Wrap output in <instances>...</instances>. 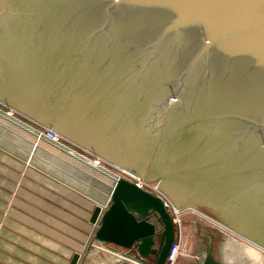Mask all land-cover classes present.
I'll use <instances>...</instances> for the list:
<instances>
[{
  "label": "water",
  "instance_id": "water-1",
  "mask_svg": "<svg viewBox=\"0 0 264 264\" xmlns=\"http://www.w3.org/2000/svg\"><path fill=\"white\" fill-rule=\"evenodd\" d=\"M0 100L264 247V0H0ZM111 174L93 243L168 264L164 197Z\"/></svg>",
  "mask_w": 264,
  "mask_h": 264
},
{
  "label": "crops",
  "instance_id": "crops-1",
  "mask_svg": "<svg viewBox=\"0 0 264 264\" xmlns=\"http://www.w3.org/2000/svg\"><path fill=\"white\" fill-rule=\"evenodd\" d=\"M0 109L22 122L12 123L0 111V264H71L76 254L79 264H130L91 248L92 214L97 204L108 203L112 187L108 179L106 194L99 196V171L92 162L100 159L76 148L88 163L74 159L50 140L38 139L27 127L28 115L1 100ZM50 147L80 162L78 167L56 173L45 159L37 160L36 153L45 157Z\"/></svg>",
  "mask_w": 264,
  "mask_h": 264
},
{
  "label": "rangeland",
  "instance_id": "rangeland-1",
  "mask_svg": "<svg viewBox=\"0 0 264 264\" xmlns=\"http://www.w3.org/2000/svg\"><path fill=\"white\" fill-rule=\"evenodd\" d=\"M19 111V110H18ZM21 112V111H20ZM23 115L24 113L21 112ZM25 116V115H24ZM31 121L32 124L36 127H38L41 131H45L48 129H51L50 127L42 124L41 122L33 119L32 117H28ZM34 122V123H33ZM53 130V129H51ZM55 131V130H54ZM57 136L59 137V140L63 142L64 144H68L78 150L88 152L89 154H92L96 158H100V164H102L104 167H106L107 170H110L112 173H116L122 178L128 179L129 176H132L134 178H138V180H143L139 178L138 176L130 173L129 171L121 168L120 166L112 163L111 161L103 158L102 156L94 153L93 151L87 149L86 147L78 144L77 142L69 139L68 137L60 134L59 132L55 131ZM37 141V138H36ZM48 149V148H47ZM49 152L51 153H46L45 152V157L42 156V152H37V160L41 161L42 159H45L49 163V167L52 168L56 173H61L60 170H66L69 169V167L76 165L78 167L80 162H75L71 157L65 158L67 154L64 152L57 150L53 147H50ZM121 170H123L126 174L125 175ZM64 175V174H63ZM100 176V177H99ZM99 181H98V190H99V196L103 197V194H106L107 192V187L111 182H108V180H104L102 175H98ZM104 180V181H103ZM107 182V183H106ZM143 187L145 189H148L152 192H154L157 195H160L164 197L166 201H168L170 204L175 206L171 200L167 197V195L163 192V190L157 188L156 186L148 183L147 181L143 180ZM103 193V194H102ZM193 208V207H191ZM195 209V208H193ZM197 210V209H196ZM199 211V210H197ZM201 212V211H199ZM202 213V212H201ZM204 214V213H203ZM206 215V214H205ZM208 216V215H206ZM210 217V216H208ZM211 218V217H210ZM213 219V218H211ZM214 221H211L202 215L197 214L194 211L188 210L184 212L182 215V221L184 224V229H183V238L182 241L187 247V256L181 257L178 261L177 264H195V257L201 258V256L205 255L207 253V249L209 248V236L205 235V233H215L218 235L217 241L215 242L214 245V256L218 258L221 262L225 264H264V254H261V257L255 261L250 259L249 257H244L240 258L241 253L238 254V252H229V243L232 240L239 241L243 245H248V243L241 238L236 237L233 233L227 231L225 228L228 227L221 222L213 219ZM229 228V227H228ZM230 240V241H229ZM228 253V254H227ZM100 256H105L104 254L106 253H97ZM107 255V254H106ZM235 259V260H234ZM234 260V261H232ZM129 263V262H128Z\"/></svg>",
  "mask_w": 264,
  "mask_h": 264
},
{
  "label": "built area",
  "instance_id": "built-area-1",
  "mask_svg": "<svg viewBox=\"0 0 264 264\" xmlns=\"http://www.w3.org/2000/svg\"><path fill=\"white\" fill-rule=\"evenodd\" d=\"M40 136H41L42 139H47V140H50L52 142H57V143L61 142L59 140V137L57 136L56 132L54 130H51V129H48V130H45V131H41L40 132ZM124 174L128 175L126 173H124ZM128 176H129V180L134 181V182L138 183L140 186L143 187V185H144L143 182H140L138 179H136V178H134V177H132L130 175H128ZM166 205L169 208V212L172 215V219H173L174 225H175V227L177 229V232H178V237L175 239V241L173 243V246L171 248L167 263L168 264H176L181 257H184V256L188 255L187 247L185 246V244L183 243V241L181 239V238H183V229H184L183 227H184V224H183V221H182V215L184 213L183 212H179V210L175 206L170 204L168 201H166ZM93 236H94V234L91 237V243H90L91 244V248H93L94 250H96L98 252L100 251L102 253H106L108 255L115 256V257H118V258L124 260V258L121 257L120 253H117V252L111 250L110 248H107V247H104V246L96 245L94 243L92 244Z\"/></svg>",
  "mask_w": 264,
  "mask_h": 264
},
{
  "label": "bare ground",
  "instance_id": "bare-ground-1",
  "mask_svg": "<svg viewBox=\"0 0 264 264\" xmlns=\"http://www.w3.org/2000/svg\"><path fill=\"white\" fill-rule=\"evenodd\" d=\"M6 117V116H5ZM9 119H11L12 123H16V124H21L20 122H17L16 120H14L12 117L8 116ZM22 125V124H21ZM25 126V125H24ZM26 127V126H25ZM27 128V127H26ZM36 134L37 138H39V133L38 132H34V134ZM33 134V133H32ZM42 139V138H41ZM54 143V146H56L58 149L60 150H63L65 152H67L68 154H70L74 159H81L83 160L84 162H87L85 159L79 157L76 153H74V151L70 150V149H67V148H64L63 146L61 145H57L58 143L57 142H53ZM40 145V144H39ZM88 163V162H87ZM98 167V171L100 173V175H102V177L104 178V180H108L112 177V174H111V171L110 170H107V169H103L101 166H97ZM100 177V176H99ZM138 179V178H136ZM103 180V181H104ZM140 181V180H139ZM140 182H143V180H141ZM107 183V182H106ZM188 210H191V211H194L196 212L197 214L199 215H202L203 217L211 220V221H214L213 219H211L210 217L206 216L205 214L197 211L196 209H193L191 207H188L187 209L181 211V212H186ZM226 230H228L229 232L231 231V233H233L236 237L238 238H241L242 240L246 241L248 243V245H243L241 244L239 241H236V240H232L230 241L229 243V249L228 251L230 252H238V254L241 253V256H239L240 258H242V256L244 257H249L250 259L252 260H255L257 261L260 257H261V254L263 253L264 254V247H261L259 245H256L255 243H253L252 241H249L248 239H245L243 237H240L239 234H236L234 231L230 230L229 228H225ZM228 254V253H227ZM235 260V259H234ZM232 260V261H234ZM255 264V263H253Z\"/></svg>",
  "mask_w": 264,
  "mask_h": 264
},
{
  "label": "flooded vegetation",
  "instance_id": "flooded-vegetation-1",
  "mask_svg": "<svg viewBox=\"0 0 264 264\" xmlns=\"http://www.w3.org/2000/svg\"><path fill=\"white\" fill-rule=\"evenodd\" d=\"M175 229H176V227H175ZM208 235V234H207ZM209 236V243H210V245H209V248L207 249V253L205 254V255H208L210 252L212 253V256L214 257V259L217 261V262H219V263H221V264H225V263H223V262H221L218 258H216L215 256H214V245H215V242L217 241V236L215 235V234H209L208 235ZM178 237V232H177V229H176V235H175V239ZM202 257V256H201ZM202 260H201V258H198V257H195V264H202V262H201Z\"/></svg>",
  "mask_w": 264,
  "mask_h": 264
}]
</instances>
